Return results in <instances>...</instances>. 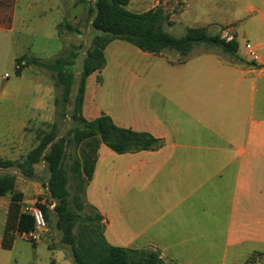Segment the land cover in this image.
Segmentation results:
<instances>
[{
    "label": "crops",
    "instance_id": "1",
    "mask_svg": "<svg viewBox=\"0 0 264 264\" xmlns=\"http://www.w3.org/2000/svg\"><path fill=\"white\" fill-rule=\"evenodd\" d=\"M88 1L71 2L73 8L80 4V10L85 12L81 17L74 15L77 33L66 29L69 38L79 43V54L83 45L85 50L88 48ZM149 1L154 3L151 8L136 13L158 6L173 10L161 0H131L129 6L143 7ZM213 1L194 0L199 6L197 23L188 28L210 29L224 13V27L234 29L238 42L234 24L241 22L246 43L258 47L259 59H249L246 50L244 54L238 51L237 60L212 48L200 50L201 46L184 62L179 54L177 63L170 62L175 76L163 79L166 97L162 108L154 112L148 128L138 131L160 139L161 146L130 152L123 159L128 166L129 186L122 194L124 203L119 205L114 189H103L97 195L91 192L100 165L107 176L116 177L121 160L117 155H125L101 143L85 199L101 214L104 234L113 246L150 249L167 264H264V0H229L224 12ZM176 2L185 6L181 15H186L190 1ZM206 5L207 11L202 10ZM56 7L57 0H0V60L3 54L18 52L24 46L28 11L39 13V20H43L47 11ZM175 16H171L174 23ZM55 28L60 31V25ZM62 50L64 42L51 53L39 48L31 55L21 50L13 57L17 61L26 56L48 61ZM80 58L81 55L77 65ZM20 72L21 79L26 77L33 83L31 98L22 99L17 94L11 100L29 109L19 128H8L0 139V158L15 163L22 162L38 146L43 132L58 122V86L54 77L31 65H25ZM82 114L88 121L103 114L109 116L91 100L87 85ZM59 127L62 137L63 127ZM0 174L17 177L18 190L24 196L22 211L37 204L46 191L48 195L44 162L35 166L31 178L17 168L0 169ZM43 179L46 183L42 185ZM10 204L9 196H0V256L1 251H14L22 239L18 237L11 249L4 248ZM24 264L33 263L28 259ZM51 264H72V259H67L62 250Z\"/></svg>",
    "mask_w": 264,
    "mask_h": 264
},
{
    "label": "trees",
    "instance_id": "2",
    "mask_svg": "<svg viewBox=\"0 0 264 264\" xmlns=\"http://www.w3.org/2000/svg\"><path fill=\"white\" fill-rule=\"evenodd\" d=\"M130 2L95 0L93 4L87 3V25L92 33V42L86 49L79 81L76 65L80 54L76 49L80 46L73 50L64 49L48 61L29 56L17 61L18 64L25 61V65L50 71L56 85L62 87V98L57 99L58 122L49 131L43 132L38 146L22 162L0 158V169L17 168L31 178L35 166L45 163L48 200L54 208L48 203H41V199L37 205L43 209L48 224H52V216H55V228L62 235L63 244L70 248L73 264H167L153 250H133L111 245L104 234L102 216L82 215L86 208L83 202L85 189L94 177L101 143L118 154L147 151L161 146L160 139L147 132L120 127L106 114L93 121L83 117L87 81L90 76L105 69L106 48L113 41L121 40L144 53L161 55L166 51H175L180 54V61L184 62L197 47L204 46L221 49L239 60L237 40L227 42L221 35L210 34L207 28H188L185 36L177 38L165 30L166 25L172 27L174 22L162 6L136 13L128 10ZM67 29L77 33L71 25H67ZM17 73L20 74V70ZM76 85L78 92L73 109L70 110ZM68 117H71L74 125L64 136L59 137V120L64 122ZM72 147L75 153L73 156L69 154ZM69 158L72 161L70 164ZM71 180L74 194L70 192ZM0 196L11 198L3 243L5 249H11L21 234L35 230V221L31 214L22 211L24 196L18 190L15 175L0 174Z\"/></svg>",
    "mask_w": 264,
    "mask_h": 264
},
{
    "label": "rangeland",
    "instance_id": "3",
    "mask_svg": "<svg viewBox=\"0 0 264 264\" xmlns=\"http://www.w3.org/2000/svg\"><path fill=\"white\" fill-rule=\"evenodd\" d=\"M72 1L76 0H57V7L53 11H47L44 19L39 20V13H35L33 10L26 11V21L24 26V46L19 47L18 52H11L3 54L0 60V139L5 136V132L8 128L17 130L20 123L26 119L28 106L23 102L22 107L17 106L15 102L11 100L12 96L20 94L22 99L30 100L33 83L28 78L21 79V75L17 73V60L13 57L21 50L27 51L28 55L34 51H39V48H43L48 53L55 51L56 47H60L64 42L65 50H73V46L78 47L79 43L70 39L68 32L66 31L67 25L74 26V15L78 17L84 14V10H80V4L73 8ZM136 2L138 0H135ZM189 6H187L186 15H181L184 11L183 4H176V0H161L166 2L167 6L171 8V12L166 11L168 14L176 15L174 26H165V30L174 35L177 38H181L186 35L188 27L196 25V11L199 8L194 0H189ZM239 3L240 0H237ZM95 0H89L88 4H93ZM135 2V3H136ZM215 6L222 9L224 12L225 6H227L229 0H214ZM149 1L148 4L140 7L133 5L128 6V10L141 12L151 8L154 3ZM83 5V4H82ZM211 4L209 7H212ZM202 10L208 9V5L201 8ZM84 16V15H83ZM221 19V20H220ZM227 19L224 13L218 16L216 25H213L208 29L212 35H221L224 24ZM61 25L60 31L55 28V25ZM46 27L43 29V26ZM234 28L238 31V43L239 53L244 54L246 38L242 32L245 27L241 22L234 24ZM61 34V35H60ZM92 33L89 32L87 36V47L91 45ZM252 44V43H251ZM200 50L205 49L204 46L200 47ZM216 51H222L218 48H212ZM58 53V52H57ZM86 50L82 49L79 59V65H77V81L80 76V65L85 57ZM60 54V53H59ZM58 54V55H59ZM225 54V53H222ZM106 67L101 72L93 74L87 81V90L91 100L94 99L95 104L105 110L109 116L115 121V124L131 129L134 131H144L148 128L152 121V115L154 112L160 111L165 101V85L166 81L163 79L169 76H175V69L170 66V62L177 63L179 59V53L175 51H166L163 55H151L144 53L134 45L121 40H115L107 48L105 52ZM225 56V55H223ZM57 57V56H56ZM21 64V63H20ZM43 71L52 75L48 70ZM21 73V72H20ZM6 75L10 76V79H6ZM55 80V79H54ZM78 92V85L74 87L72 94V104L69 109H73V103L75 95ZM58 98H62V87H58ZM61 111V108H59ZM99 111V110H98ZM160 113V112H159ZM63 129L61 134H66L69 129L74 125L71 117L62 122L59 120ZM72 156L74 154V147L70 149ZM113 153V151L110 150ZM115 154V153H113ZM121 156V160L118 163L120 172L116 177L107 176L103 171L102 165L99 167L98 177L95 185L92 187V195H97L103 189L113 190L118 192V204H123L125 194L129 186V176L127 170V162L123 161L128 156V153ZM71 158L68 159L70 164ZM48 176V174H47ZM41 179V178H40ZM40 181V180H39ZM48 181V179H47ZM42 185L45 184V180H41ZM87 188V187H86ZM70 192L75 193L74 184L70 182ZM47 191L45 195H42L41 203L52 204L47 199ZM38 199V200H39ZM109 198L108 201L112 200ZM83 202L86 204L85 196ZM52 209L54 208L51 207ZM99 211L95 210V207L86 204V208L82 215L98 214ZM101 216V214H99ZM55 216H52V224H49L48 231L42 237L40 243L34 246L31 242L19 239L14 251H1L0 261H5L6 264H24L28 259H31L33 264H51L52 260L58 257L62 250L66 258L72 259V253L70 248L63 244L62 235L55 228ZM46 237V238H45ZM106 237V236H105ZM107 240V238H106ZM108 241V240H107ZM119 246V245H115ZM123 247V246H121ZM2 257V258H1ZM73 264V260H72Z\"/></svg>",
    "mask_w": 264,
    "mask_h": 264
},
{
    "label": "built area",
    "instance_id": "4",
    "mask_svg": "<svg viewBox=\"0 0 264 264\" xmlns=\"http://www.w3.org/2000/svg\"><path fill=\"white\" fill-rule=\"evenodd\" d=\"M221 38L227 42H232L236 40L234 29L231 27L225 28L221 32ZM246 54L249 59L256 61L259 59L258 47L251 43H246L245 45ZM26 62L18 64L17 70H21L24 67ZM8 77V75H7ZM23 213L31 214L35 221V230L23 233L20 237L24 240H27L32 243H40L45 232L49 229V224L46 219L43 209L37 204L27 206L23 209Z\"/></svg>",
    "mask_w": 264,
    "mask_h": 264
}]
</instances>
